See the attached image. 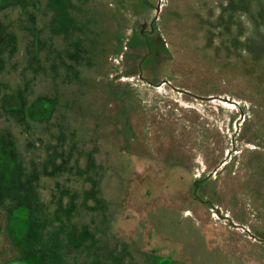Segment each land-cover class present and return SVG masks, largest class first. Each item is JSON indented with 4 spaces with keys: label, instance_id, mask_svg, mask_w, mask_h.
I'll use <instances>...</instances> for the list:
<instances>
[{
    "label": "rangeland",
    "instance_id": "374dc122",
    "mask_svg": "<svg viewBox=\"0 0 264 264\" xmlns=\"http://www.w3.org/2000/svg\"><path fill=\"white\" fill-rule=\"evenodd\" d=\"M16 1L0 7V45L19 34L0 97L20 106L22 88L32 116L55 108L56 119L32 133L0 121V136L21 177L47 176L28 204L36 227L48 206L66 254L14 251L37 264H264V0H76L91 42L99 36L77 78L39 44L69 25L68 0H29L7 16ZM62 127L72 165L55 178ZM92 160L105 168L102 202ZM11 197L0 209L28 200Z\"/></svg>",
    "mask_w": 264,
    "mask_h": 264
},
{
    "label": "flooded vegetation",
    "instance_id": "af4514ba",
    "mask_svg": "<svg viewBox=\"0 0 264 264\" xmlns=\"http://www.w3.org/2000/svg\"><path fill=\"white\" fill-rule=\"evenodd\" d=\"M19 1V2H18ZM29 0H17L15 4L11 3L10 8H6L3 10H7V16H12L16 10L14 8L20 7L25 8V6L28 5ZM72 0H68V7L66 12V20L68 21L69 25L63 30V31H56L54 29V32L56 34H64L68 29L73 27V21L71 18V4ZM27 4V5H25ZM6 6L5 0H0V7ZM4 6V7H5ZM28 7V6H27ZM50 7L53 8L49 13L53 15L52 21L54 22L58 20L59 18V12L57 9H54L53 5L50 4ZM9 9V10H8ZM13 35H16V42L12 38ZM18 36L19 34L17 32H12L11 34L8 33L7 38L5 41L0 45V80L5 77V70H7V61L13 60L17 56V49H18ZM65 38H62L59 36L58 41L56 42V45L59 47L66 46L64 48L69 49L70 46L65 41ZM10 41V43H9ZM12 41V43H11ZM8 46V47H7ZM13 47H15L13 49ZM9 49V50H7ZM12 49L15 50L14 53H12ZM57 58L60 61L59 54H57ZM58 61V62H59ZM11 70H13V67H10ZM3 82V80H2ZM1 82V85L3 84ZM0 85V87H1ZM25 90L20 88L19 98H20V106L15 107H8L5 105V99L7 96H1L0 97V121H4L5 123H8L11 125L19 126L22 131H25L24 129L27 127V123L29 120L31 121H37V122H45V120L49 119L50 116L53 114L55 108L51 112V114L47 117H34L31 115V109L32 107L27 106V100L25 97ZM21 120V122H19ZM14 121V122H12ZM8 144L5 142L2 137L0 136V207H3L6 201L11 199L12 201V195L13 193H18L21 195H27L28 200H24V198L20 201L15 203L14 207L11 206L6 207L5 209L1 208L0 212L4 211L7 214L6 223L4 225V228L0 222V233L4 231V236L2 238H5L6 240L0 239V254H5V263L4 264H37L35 260H33L30 257H23L21 254H18L19 252L14 251V247H20V245H30L37 247L38 249H43L42 246H39L38 243L32 238H30L29 232L30 227L32 225L35 226L36 220L31 215V207H29V199L32 198L33 190L37 189L41 192L45 189V187L41 186V180L45 176L42 172H32L31 175H27L26 178L21 177L22 175H19V167L18 166V159L15 158L6 148ZM16 152V150H15ZM37 184H40V187L37 186ZM57 192V193H56ZM56 194H60V191L56 189ZM18 199V198H17ZM40 210L42 215L41 224L38 227V229L43 232L44 228L42 226V223H44V214H45V203L42 202L40 204ZM11 207V208H10ZM8 208V209H7ZM59 208L58 202L56 203V209ZM36 227V226H35ZM1 236V235H0ZM17 252V254H15Z\"/></svg>",
    "mask_w": 264,
    "mask_h": 264
},
{
    "label": "trees",
    "instance_id": "16d2710c",
    "mask_svg": "<svg viewBox=\"0 0 264 264\" xmlns=\"http://www.w3.org/2000/svg\"><path fill=\"white\" fill-rule=\"evenodd\" d=\"M71 4H72L71 18L74 23L73 27L68 29L64 34H61V35L56 34L53 31V33H50L51 35L47 36V38L40 37L41 39H39V44L41 46H43V44H48L50 52L53 54L54 53L56 54L55 57H57V54H59L60 61L58 60V58H56V61L54 60L55 69H56L57 64L59 67L61 66V64H59L61 62L63 63L62 67L68 70L67 71L68 76L70 77L75 76L77 78L80 76V74H82V71H84L85 66L93 65L95 57H97V46L96 45L98 44L99 36L91 42V39L89 38V33H93V30L91 29V26H92L91 20L88 21L87 19H81L80 17L76 16L77 13H79L80 15H83L85 13L82 12L81 10L79 11L76 10L78 6V4H76V0H72ZM59 36L66 39L65 41L70 46L69 49L64 48L66 46L59 47L58 45H56V42L58 41ZM12 38L16 42V38H17L16 35H13ZM14 48L15 47H13V49ZM13 49H12V53L15 52V50ZM55 116H56V110H54L53 114L50 116L49 119L45 120V122L47 121L52 124L53 121L56 119ZM19 122H21V120H19ZM41 123L43 122L29 120L27 123V127L24 129L25 130L24 132L32 133V131L34 130H32L31 125L33 124V125H36L37 127V125ZM66 137H67V129L62 127L61 144L58 147L57 152H60V157L63 158V161L60 164H56L55 161H53V165H54L53 168L55 169V171L51 175L55 178L56 177L60 178L64 176V174L68 170L67 167L72 165L71 164L72 156L68 154L67 152H65L64 147H63L64 146L63 142L66 139ZM43 140L45 141L44 138ZM43 140L41 139L42 143H43ZM32 142L33 143H30V144L32 146H35L36 142H34V140ZM48 167L49 165L45 167L46 171H48ZM104 169H105L104 167H102L101 169L100 166H98V164H96L92 160V170H94L96 172V175H98V179L96 178L94 181L95 184H94L93 190H94V196L98 197L99 202L103 201V198L100 195L102 192V181H103V176H104ZM68 192L69 190L63 189V192H60V194H65ZM71 192L72 190L69 193ZM74 194H79V192L74 191ZM73 201H75V198H73ZM53 203H56V201H54ZM58 205H59V208L58 209L55 208L53 212L56 222L58 220L60 221V217H61L60 202H58ZM75 209L76 207L71 211L75 213ZM47 210H48V206L46 205L45 214H44V223H42V226L44 228L43 232H41L38 229V227H35L34 225H32L30 227L29 235H30V238L37 241L34 243H38L39 246H42L43 249H51L52 247H55V249H58L59 250L58 254L61 255V260H62L64 258V254H66L62 251L63 250L62 244L61 243L59 244L58 242L60 238L62 237V234L60 231L58 232V234H56L55 229L52 227L53 223L55 222L53 220L47 219V215H48ZM72 246L73 245L71 244L70 247Z\"/></svg>",
    "mask_w": 264,
    "mask_h": 264
}]
</instances>
